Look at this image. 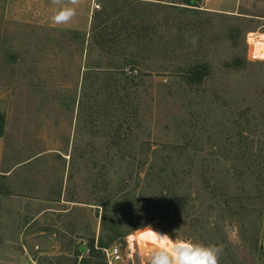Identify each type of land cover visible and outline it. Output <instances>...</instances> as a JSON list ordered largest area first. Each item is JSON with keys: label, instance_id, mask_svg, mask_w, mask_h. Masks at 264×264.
I'll return each mask as SVG.
<instances>
[{"label": "rangeland", "instance_id": "374dc122", "mask_svg": "<svg viewBox=\"0 0 264 264\" xmlns=\"http://www.w3.org/2000/svg\"><path fill=\"white\" fill-rule=\"evenodd\" d=\"M190 3L0 0V264H146L149 225L264 264V0Z\"/></svg>", "mask_w": 264, "mask_h": 264}, {"label": "clouds", "instance_id": "9594fccd", "mask_svg": "<svg viewBox=\"0 0 264 264\" xmlns=\"http://www.w3.org/2000/svg\"><path fill=\"white\" fill-rule=\"evenodd\" d=\"M52 2L57 6L52 17L54 24L67 25L76 17L80 0H52ZM129 242L133 248L140 243L151 247L146 264H221L224 254L223 243L177 239L150 225L143 230L130 233Z\"/></svg>", "mask_w": 264, "mask_h": 264}, {"label": "built area", "instance_id": "2783aa9c", "mask_svg": "<svg viewBox=\"0 0 264 264\" xmlns=\"http://www.w3.org/2000/svg\"><path fill=\"white\" fill-rule=\"evenodd\" d=\"M104 260L106 264H115L116 262L120 261L122 259V254L120 249L118 248H110L108 250H104ZM89 254V249H86L85 252H83L84 255ZM127 256V255H126Z\"/></svg>", "mask_w": 264, "mask_h": 264}, {"label": "trees", "instance_id": "16d2710c", "mask_svg": "<svg viewBox=\"0 0 264 264\" xmlns=\"http://www.w3.org/2000/svg\"><path fill=\"white\" fill-rule=\"evenodd\" d=\"M186 2H187V4L186 5H191V0H185ZM191 6H193V5H191ZM202 73L201 74H199L195 79H200V76L202 77ZM3 127H4V118H3V116H0V137H2V135H3Z\"/></svg>", "mask_w": 264, "mask_h": 264}]
</instances>
